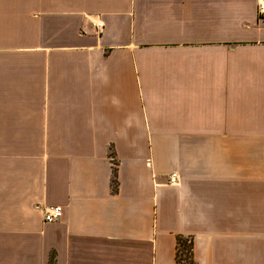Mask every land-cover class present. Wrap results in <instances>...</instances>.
<instances>
[{
	"label": "crops",
	"instance_id": "1",
	"mask_svg": "<svg viewBox=\"0 0 264 264\" xmlns=\"http://www.w3.org/2000/svg\"><path fill=\"white\" fill-rule=\"evenodd\" d=\"M259 1L0 0V264H264Z\"/></svg>",
	"mask_w": 264,
	"mask_h": 264
},
{
	"label": "trees",
	"instance_id": "2",
	"mask_svg": "<svg viewBox=\"0 0 264 264\" xmlns=\"http://www.w3.org/2000/svg\"><path fill=\"white\" fill-rule=\"evenodd\" d=\"M113 158V155H111ZM113 160L112 166V178H111V188L112 190L116 189V162ZM191 242L192 240L189 238H185L182 236H177L176 238V261L179 264H193L192 260L190 259L191 254ZM52 264V259L50 261Z\"/></svg>",
	"mask_w": 264,
	"mask_h": 264
},
{
	"label": "built area",
	"instance_id": "3",
	"mask_svg": "<svg viewBox=\"0 0 264 264\" xmlns=\"http://www.w3.org/2000/svg\"><path fill=\"white\" fill-rule=\"evenodd\" d=\"M258 13H259V18L264 20V2L262 4L259 3ZM95 26L97 29H100L102 27V22L95 23ZM178 179L179 176L176 173H170L167 176V182L171 184L176 183ZM42 213H43L44 222H52L57 220L61 216L62 208L59 205H54L46 208L45 210H43Z\"/></svg>",
	"mask_w": 264,
	"mask_h": 264
},
{
	"label": "rangeland",
	"instance_id": "4",
	"mask_svg": "<svg viewBox=\"0 0 264 264\" xmlns=\"http://www.w3.org/2000/svg\"><path fill=\"white\" fill-rule=\"evenodd\" d=\"M259 3L262 4L263 1H261V2L259 1V2H258V4H257V13H258V6H259ZM258 16H259V13H258Z\"/></svg>",
	"mask_w": 264,
	"mask_h": 264
}]
</instances>
